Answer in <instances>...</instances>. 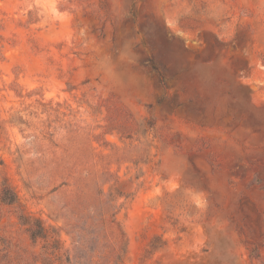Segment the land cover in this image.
<instances>
[{
    "label": "rangeland",
    "instance_id": "obj_1",
    "mask_svg": "<svg viewBox=\"0 0 264 264\" xmlns=\"http://www.w3.org/2000/svg\"><path fill=\"white\" fill-rule=\"evenodd\" d=\"M0 264H264V0H0Z\"/></svg>",
    "mask_w": 264,
    "mask_h": 264
},
{
    "label": "trees",
    "instance_id": "obj_2",
    "mask_svg": "<svg viewBox=\"0 0 264 264\" xmlns=\"http://www.w3.org/2000/svg\"><path fill=\"white\" fill-rule=\"evenodd\" d=\"M151 63L152 62L149 61V64L151 65L152 70H153L152 72L156 75L159 86L163 90V95H161V97H159L156 102L159 104L161 103L162 100H167L168 104H171V98H169L168 93L165 92L166 91V87L164 83L165 79L162 76L161 72L156 68V65L154 66V64H151ZM27 233L29 234L30 240L34 242V240H36L37 237H40L43 235L44 229L41 226V224L38 222V224L36 225L31 224V226H29L27 229Z\"/></svg>",
    "mask_w": 264,
    "mask_h": 264
}]
</instances>
